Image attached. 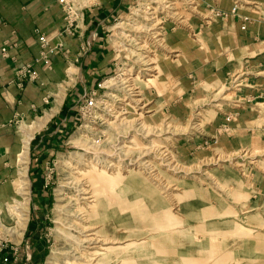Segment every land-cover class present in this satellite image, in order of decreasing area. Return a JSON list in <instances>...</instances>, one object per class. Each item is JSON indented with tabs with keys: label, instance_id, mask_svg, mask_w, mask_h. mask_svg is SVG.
Segmentation results:
<instances>
[{
	"label": "rangeland",
	"instance_id": "obj_1",
	"mask_svg": "<svg viewBox=\"0 0 264 264\" xmlns=\"http://www.w3.org/2000/svg\"><path fill=\"white\" fill-rule=\"evenodd\" d=\"M71 1L84 10L86 25L85 9L91 5L100 6L104 15L91 24L80 44L81 54L70 63L64 116L30 138L38 169L30 175L34 195L26 206L31 208L30 237L22 243L23 263L47 264L52 253L61 251L57 264H264V140H240L242 134L236 132L235 122L246 108L231 105L246 99L242 90L250 87L253 73L264 66L245 60L233 66L226 62L220 65L219 61L209 65L202 53L195 68L162 71L159 64L170 59L168 46L164 49L150 43L154 55L149 53V57L156 62L157 76L154 83L141 81L149 71L144 58L134 55L135 44L128 34L133 35L132 28L143 23L134 15L142 0ZM198 2L197 13L190 15L192 25L170 24L166 35L173 27L182 29L209 52L214 44L223 48L233 22L243 31L250 23H264L257 19L264 15V0L251 4L237 0ZM254 8L260 9L257 15H251ZM246 16L252 21L243 27ZM94 47L100 50L93 60L81 61L80 57ZM97 55L105 57L102 71L100 62L91 65ZM131 65L136 66L134 75H138L133 92L138 91L154 110L143 112L138 120L135 116L141 111L131 104L126 121L108 124L105 108L109 110L111 96L119 94L113 82H118V75ZM90 99L92 109L86 106ZM27 128L23 126V130ZM245 134L251 136V128ZM124 137L133 138L142 149L152 148L142 160H154L155 149L163 144L174 155L173 170L160 165L161 174L156 179L142 169L125 172V168L135 167L140 148L119 154V169L104 168L91 160V149L87 151L85 143L97 142L105 152L114 154V147ZM71 179L80 188L86 186L92 197L80 199L83 196L64 185ZM122 216H126L125 225L119 223ZM62 220L69 227H61L77 237L99 230L118 238L125 227L127 238L134 240L126 245L124 261L113 252L110 259L100 249L103 239L89 248L97 251L95 255L83 256L84 249L58 230ZM84 228L88 231L80 234L78 229ZM117 245L123 244H111Z\"/></svg>",
	"mask_w": 264,
	"mask_h": 264
},
{
	"label": "crops",
	"instance_id": "obj_2",
	"mask_svg": "<svg viewBox=\"0 0 264 264\" xmlns=\"http://www.w3.org/2000/svg\"><path fill=\"white\" fill-rule=\"evenodd\" d=\"M100 9L96 3L85 9L86 19H89L87 25L81 17L76 33L70 35L64 30L66 13L58 0H0V248L2 254L11 257L10 264H24L22 243L29 236L31 211L26 206L34 195V189L30 187V175L38 169L32 157V145L28 153H23V126L40 125L31 136L34 139L37 133L46 130L44 127L47 123L64 116L69 83L66 78L71 62L81 54L80 44L90 26L104 15ZM259 10L252 9L251 15H257ZM229 28L223 48L214 44L212 48L208 46L207 52L182 29L173 27L166 35L168 48H164L170 59H163L160 68L162 71L184 70L187 66L195 68L202 53L204 63L209 65L219 61L220 65L226 62V65L233 66L245 60L256 67L264 66V23H250L247 31L240 30L236 22ZM39 33L48 36L50 45L62 42L68 50L67 54L52 55L51 68L42 62H35L41 49ZM6 42L16 43V46L9 48V52L16 56L18 64L34 62L39 71L37 80L26 81L23 87L16 84L15 64L1 50ZM170 48L175 51L170 52ZM98 50V47H94L90 53L82 55L80 60L90 62ZM211 56L213 59L208 63ZM102 60L105 57L97 55V59L91 63L92 67L100 62L99 68L102 71ZM253 78L250 87L242 90L246 99L231 104L246 108L240 111L235 130L242 134V142L246 140L251 143L264 140V67H259L253 73ZM249 128L251 136L245 134ZM238 143L237 140L236 146Z\"/></svg>",
	"mask_w": 264,
	"mask_h": 264
},
{
	"label": "bare ground",
	"instance_id": "obj_3",
	"mask_svg": "<svg viewBox=\"0 0 264 264\" xmlns=\"http://www.w3.org/2000/svg\"><path fill=\"white\" fill-rule=\"evenodd\" d=\"M237 1H243V3H245V4L251 3L249 0H237ZM198 3H199L198 0H142L140 2V8H138V10L136 9V12L134 13V15H137L138 17L142 18L143 23H139L138 25L134 26L131 30V33L133 35L128 34V36H129V41H131V42L134 41V44H135L134 50L136 51V53H134V55H138V56L144 58L143 62L146 63V66H147L146 69L149 71V72L145 73L146 76H144L143 77L144 79H142L141 81L154 83L155 77L157 76L155 73V71L158 69L156 66V62H155V60H153V57H149V53L153 54V52H154L149 47L150 43L160 45L163 48H166L167 36H166L165 31L167 30L168 25L180 24L182 26H190V22H191L190 15H191V13H197ZM199 13H201V12H199ZM169 51L174 52L175 50L170 48ZM135 70H136V66H134V65H131V66L124 68V72H121L118 75V76H120L118 82H113V85H115L114 90H117L118 91L117 93H119V94L111 96L112 103H110L108 105L110 107L109 110H107L105 108L106 106L104 107L105 113H107V116L105 117L106 121L107 122L109 121L108 124H117L118 123L117 125H120L121 123H119V122L126 121V118L128 117V115H125V114L130 112L129 106L131 104H133V106L136 107L137 110L141 111V112L138 111L139 113H137V116H135V119H138V120L141 119V115H143V112H150V111L154 110L152 106H149V104H150L149 102L144 101V98L142 97V95L138 91L133 92V89L135 87H138L137 86L138 75H136V76L134 75ZM239 76H240V74H239ZM108 87H110V86H108ZM192 114H194V113H192ZM133 122H135V121H133ZM141 125H142V123H141ZM27 127L28 128L24 130V132H25L24 152H23L24 154L28 153L30 138H31L35 128H38V126H27ZM119 127H121V126H119ZM32 128L34 130H32ZM156 131H158V130H156ZM159 131H161V130H159ZM142 132H144V131H142ZM89 143H91V144L89 145ZM85 146H87L86 147L87 151H88V149H91V150L93 149V151L90 150V153L92 154L91 160H95V162L98 165H100L101 167H104V168L106 167L108 169H116L118 167L119 161H117V159L119 160V158H120V156H118L119 154L125 153V152L128 153V151L131 152V150H136L138 148H140V150L142 149L140 146H137V144L134 142L133 138L132 139H128V138L126 139L125 138L124 140L120 139L118 142V146L114 147V149H115L114 154H109L108 152H105L106 150H104V148H101L102 146L100 144H98L97 142L96 143L87 142V144L85 143ZM158 146H159V148L155 149V152L153 153L154 160L150 161V160H142L141 159L142 156L147 155L150 152H152V150H151L152 148L145 146L142 149V151L140 152L141 155L139 156L137 162L134 160L136 162V164L134 165L135 167L125 168V169L122 168V169H124L125 172L130 173V174L134 171L139 172V170L142 169L140 171H142L144 173L147 172L149 177L151 176L152 178H155V179L158 178V176H160V174H161V171L159 170L160 165L167 166L169 170H173V166L176 163V161L174 159V155H172L170 153V150H168V148H166L163 144L160 143ZM149 148H150V150H149ZM135 155H137V154H135ZM120 163L122 164V162H120ZM117 169H119V168H117ZM64 185H69V187H71V188H73V190L77 191L80 194V196H83L80 199L88 200L92 197L90 195L91 192L89 190H87L86 186H84V188H80V184H77L76 182H74L73 179H71L70 181H66V183ZM60 189H61V191L59 190L60 191L59 195H62L63 194L62 188H60ZM59 199L62 201L63 197H59ZM77 199L78 198H76L75 200L77 201ZM124 208H125L124 204L122 206H120L121 211H123ZM63 211L65 212V210H63ZM65 213H67V212H65ZM125 220H126V216H122V217H120L119 223H121V225H125L127 222ZM107 221H109V219ZM60 223H61V225L58 227V230L62 229V232L64 231L63 235L65 236V238L72 239L75 243H77V245L80 249L81 248L84 249L82 252L83 256H85L86 254L92 255V256L95 255L97 253V251H93V250L91 251V250H89V248L96 247L95 244L100 243L101 239H103L104 242L101 244L100 249H104L105 254H107L110 259L112 257L111 254L113 252L115 255H119L120 259H123V261H124L125 256H126V249H125L126 245H130V243H132L131 241L134 240V238H127V235L125 234V231H124L125 227L121 228V233L118 236V238L112 237L111 235L105 236L103 234H100L99 230L98 231L96 230V232H92V233L88 232V234L84 238H81V236L77 237L76 235L72 234L70 231L65 229V228L69 227V224H67L66 221L62 220ZM61 226H64L65 228L64 227L62 228ZM78 231L81 234L82 232H85L88 230H86L84 228V230L78 229ZM105 243H107V245L105 247L102 246ZM119 243L123 244L122 247H120L119 245H117L115 247L111 246V244H119ZM90 244H93V245L90 246ZM109 247H112V248H109ZM109 252H111V253H109ZM63 253H65V252L63 251ZM60 259H61V251H55L54 253H52L49 256L47 264H57V261Z\"/></svg>",
	"mask_w": 264,
	"mask_h": 264
},
{
	"label": "built area",
	"instance_id": "obj_4",
	"mask_svg": "<svg viewBox=\"0 0 264 264\" xmlns=\"http://www.w3.org/2000/svg\"><path fill=\"white\" fill-rule=\"evenodd\" d=\"M62 5L65 13H66V25L65 32L70 35H74L76 33V29L78 27L79 19L84 15V11L82 8H78L72 3L71 0H58ZM236 10V7L233 8V11ZM257 19L264 22V15L260 14ZM252 21L248 16L245 17V22L243 27H246V22ZM39 43H40V53L39 56L36 57L35 62H42L46 67H52V55L67 53V49L64 48L62 42H59L55 45H50V41L48 36L45 33H39L38 35ZM16 46V43L6 42L5 45L1 48L3 55L6 58H9L15 64V77L14 81L19 87H23L26 81H35L39 78V71L36 69L34 62H28L23 64H18L16 56L11 55L9 52V48ZM93 100L90 99L86 106L88 109H92ZM11 257L6 254L1 253L0 248V264H10Z\"/></svg>",
	"mask_w": 264,
	"mask_h": 264
}]
</instances>
